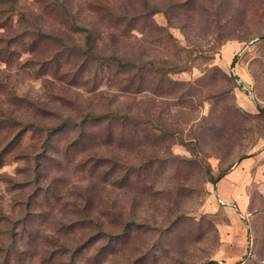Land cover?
<instances>
[{
    "label": "rangeland",
    "instance_id": "374dc122",
    "mask_svg": "<svg viewBox=\"0 0 264 264\" xmlns=\"http://www.w3.org/2000/svg\"><path fill=\"white\" fill-rule=\"evenodd\" d=\"M145 1L0 0V264H264V0Z\"/></svg>",
    "mask_w": 264,
    "mask_h": 264
},
{
    "label": "trees",
    "instance_id": "16d2710c",
    "mask_svg": "<svg viewBox=\"0 0 264 264\" xmlns=\"http://www.w3.org/2000/svg\"><path fill=\"white\" fill-rule=\"evenodd\" d=\"M142 3H143L142 4L143 8L146 11L147 10L146 1L142 0ZM84 32H85L84 43H85V45L87 47L88 52L90 53V50H91V46H90V44H91V35H90V33L88 31H84ZM104 61H106V62H108L110 64H113V65H115L117 67H128L129 66V63L122 62L120 59H118L116 57H104ZM110 117L112 118V120H120L122 122L132 121L127 116H121V115H118V114H116V115L111 114ZM95 118H97V117H95ZM99 118H101V120H104V119H107L108 117L107 116H100ZM132 122L138 123L136 121H132ZM36 129L40 130L38 127ZM225 174H226V171L220 173L218 179L221 178V177H224ZM213 181H215V180H213ZM127 226H131V225H127Z\"/></svg>",
    "mask_w": 264,
    "mask_h": 264
}]
</instances>
